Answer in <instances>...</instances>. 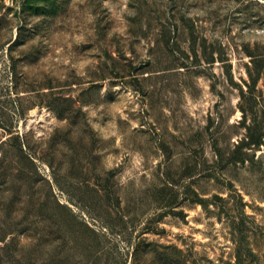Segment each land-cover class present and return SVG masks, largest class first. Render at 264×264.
<instances>
[{
    "label": "rangeland",
    "instance_id": "obj_1",
    "mask_svg": "<svg viewBox=\"0 0 264 264\" xmlns=\"http://www.w3.org/2000/svg\"><path fill=\"white\" fill-rule=\"evenodd\" d=\"M254 59L264 0H0V156L36 162L35 202L0 198V264H264Z\"/></svg>",
    "mask_w": 264,
    "mask_h": 264
},
{
    "label": "trees",
    "instance_id": "obj_2",
    "mask_svg": "<svg viewBox=\"0 0 264 264\" xmlns=\"http://www.w3.org/2000/svg\"><path fill=\"white\" fill-rule=\"evenodd\" d=\"M251 53L252 52H250V54ZM251 55L254 56L253 54ZM263 72L264 64L260 59L251 60V65L248 66L249 80L246 82L247 89L243 88L242 90L243 102L240 106L243 110L244 125L247 128L246 138H243V141L238 145V148H241L243 145V154H245V145H260L264 138V119L259 115L260 109L258 108V104L261 103V99H263L264 95V91L258 88V81ZM250 113L252 121L248 122ZM8 142V140L0 142V152H2V150L9 152V149L5 148ZM10 145L17 152H24L21 140H18L16 144L10 143ZM241 160L244 161L245 158L243 157ZM35 164V160L29 156H20V158L16 160L9 159L6 156H0V198L3 200L1 205L9 207V204L12 202V200L7 202V197L4 196V193L9 189V184L11 182L8 181L10 178L13 182H16L15 187L17 186L22 194H26L22 199L25 204L31 201L35 202V198L32 196V194H34V187L36 186ZM19 230L20 232L29 233V235L33 237L36 235L48 236L51 232L48 228L38 231L34 226V221L29 218H25V221L20 224ZM3 235H5V229L0 225V240L5 237Z\"/></svg>",
    "mask_w": 264,
    "mask_h": 264
}]
</instances>
